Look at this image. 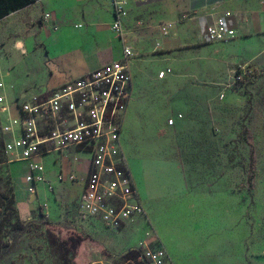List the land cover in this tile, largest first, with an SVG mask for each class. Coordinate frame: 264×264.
<instances>
[{
  "label": "rangeland",
  "instance_id": "obj_1",
  "mask_svg": "<svg viewBox=\"0 0 264 264\" xmlns=\"http://www.w3.org/2000/svg\"><path fill=\"white\" fill-rule=\"evenodd\" d=\"M38 20L0 19V88L10 98L18 96L11 89L40 84L37 63L25 60L41 49ZM243 64L258 69L257 79L227 92L232 71ZM163 70L166 77L158 79ZM131 71L135 89L122 144L130 159L169 166L186 194L172 192L178 181L160 169L158 181L175 185L152 199L153 223L149 212L116 232L99 223L72 225L74 203L62 202L47 185V192L36 187L33 199L26 194V206L17 203L13 172L24 176L26 162L6 156L0 130V264H131L145 244H162L161 233L171 241L175 264H264V36L162 50L151 45L135 57ZM53 157L45 162L54 173ZM29 206L31 218L23 219ZM70 238L81 240L76 250Z\"/></svg>",
  "mask_w": 264,
  "mask_h": 264
},
{
  "label": "built area",
  "instance_id": "obj_2",
  "mask_svg": "<svg viewBox=\"0 0 264 264\" xmlns=\"http://www.w3.org/2000/svg\"><path fill=\"white\" fill-rule=\"evenodd\" d=\"M111 4L112 31L125 43L122 22L128 14V0H111ZM229 17L230 12H224L206 26L205 33L210 42L229 43L237 37V32L226 25ZM42 19L51 24V29H58L51 12L44 13ZM167 27L161 29L164 34ZM133 56L131 45L124 44L121 61L68 81L44 97H20L10 101L0 88L3 120L0 130L6 138L4 153L14 162H26L27 192L33 194L36 185L46 183L43 157L71 149L75 153L72 161L79 163L78 155H86L89 163L76 203L77 218L99 223L103 229L114 232L134 217L145 214L121 141L126 111L133 95V78L128 64ZM167 73L161 71L158 79L165 78ZM258 74L256 67L238 66L232 71V83L227 86V92L254 83ZM219 96L223 99L225 92ZM181 117L178 115L179 119ZM175 121L170 119L167 123L171 126ZM76 174L71 166L67 172L60 171L56 180L73 183L78 179ZM47 186L49 191L53 190L51 184ZM130 263L173 264L164 247L146 244L136 263Z\"/></svg>",
  "mask_w": 264,
  "mask_h": 264
},
{
  "label": "crops",
  "instance_id": "obj_3",
  "mask_svg": "<svg viewBox=\"0 0 264 264\" xmlns=\"http://www.w3.org/2000/svg\"><path fill=\"white\" fill-rule=\"evenodd\" d=\"M127 11L128 14L122 22L125 43L114 34L111 28L114 19L111 0H36L33 4L10 14L9 16L22 15L31 24H34L37 18L39 19L37 39L41 49H33L26 55L25 60L33 58V61L37 63L35 64L37 68L33 71L40 76V84L33 83L14 92L11 89V92L18 93V96L10 98L5 92L7 98L13 101L20 97H27L28 93L32 96H47L51 90L68 81L80 78L104 65L121 61L124 44H129L133 48L134 56L128 61L131 71L135 57L151 45L156 50H162L181 43L197 45L210 42L205 28L224 12H230L231 17L226 19V25L237 32L239 39L264 36V0H128ZM46 12L53 14L52 21L57 26V30L51 29V24L48 25L43 21L42 17ZM77 25L81 27L78 28ZM163 26H168L166 34L161 30ZM246 34L248 37H244ZM251 59L256 61L255 58ZM29 73L30 69L27 68L26 75ZM131 74L133 78L132 71ZM134 89L133 79V92ZM122 147L138 198L145 211L143 216H136L133 220L140 217L146 218L149 212L152 220L151 203L156 193L167 192L168 188L169 190L174 188V183L158 181L160 169L170 172V175L167 173L168 177L172 176L178 181L179 188L170 191H177L182 196L186 194L183 179L174 174L169 166H156L142 160L130 159L124 141ZM52 154L54 157L50 163L57 165V170L54 173L51 172L45 162L47 156L43 157L46 183L36 185V190L39 191V187H43L47 192L45 186L48 183L51 184L53 187L51 194L55 192L64 203L65 201L74 203L73 212L69 216V222L72 225L99 226L91 221H80L76 212V203L83 190L89 157L79 154L80 162L74 163L70 161L75 155L71 149ZM55 154H58V157ZM71 166L77 171V181L58 182L56 175L60 171L67 172ZM13 175L18 189L16 201L26 206L27 203L23 197L26 194L30 199L35 197L27 192L28 184L24 178L26 174L23 176L13 172ZM22 215L23 219L31 218L30 206ZM130 223L131 221L126 225ZM161 234V236L158 234L162 240H160L161 246L172 258L171 241H167L164 233ZM171 261L175 264L173 258Z\"/></svg>",
  "mask_w": 264,
  "mask_h": 264
},
{
  "label": "trees",
  "instance_id": "obj_4",
  "mask_svg": "<svg viewBox=\"0 0 264 264\" xmlns=\"http://www.w3.org/2000/svg\"><path fill=\"white\" fill-rule=\"evenodd\" d=\"M35 1L36 0H0V19H3L5 17L9 16L10 14L17 12V11L33 4ZM5 140H6V138L4 136L3 144L1 142V146L3 147V149H4ZM4 162H5L4 158L0 156V164H2ZM249 167L251 170V176L248 178V184L251 183V180L254 176L253 164L251 163ZM68 242H70V247L73 250H76V248L80 244L81 240L78 238H76V239L70 238L68 240ZM65 245H67V243H65Z\"/></svg>",
  "mask_w": 264,
  "mask_h": 264
}]
</instances>
